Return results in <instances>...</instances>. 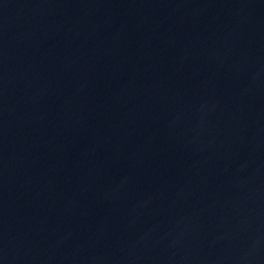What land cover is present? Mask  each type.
Here are the masks:
<instances>
[{
  "label": "water",
  "instance_id": "obj_1",
  "mask_svg": "<svg viewBox=\"0 0 264 264\" xmlns=\"http://www.w3.org/2000/svg\"><path fill=\"white\" fill-rule=\"evenodd\" d=\"M0 264H264V0H0Z\"/></svg>",
  "mask_w": 264,
  "mask_h": 264
}]
</instances>
